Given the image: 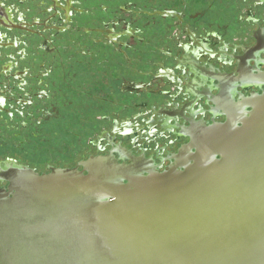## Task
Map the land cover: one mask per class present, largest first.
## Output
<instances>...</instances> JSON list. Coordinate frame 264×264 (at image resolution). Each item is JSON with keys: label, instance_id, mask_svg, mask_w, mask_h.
<instances>
[{"label": "water", "instance_id": "1", "mask_svg": "<svg viewBox=\"0 0 264 264\" xmlns=\"http://www.w3.org/2000/svg\"><path fill=\"white\" fill-rule=\"evenodd\" d=\"M249 33L217 32L218 55L243 49L238 41ZM120 48H92L91 60L106 62L107 81L110 70L116 73V105L106 104L104 120L92 109L88 116L0 117V185L6 184L0 188V264H264V90L232 104L224 122L191 121L181 132L189 141L167 170L144 159L126 163L107 150L99 154L107 146L102 138L116 122L142 124L144 113L169 98L152 91L161 80L139 74H152L161 63L127 71L123 62L139 46ZM257 71L264 83V71ZM148 81L154 85L146 90L123 89ZM151 130L149 137L122 133L117 141L129 146L139 136L147 146L170 145L174 133L160 124Z\"/></svg>", "mask_w": 264, "mask_h": 264}, {"label": "flooded vegetation", "instance_id": "2", "mask_svg": "<svg viewBox=\"0 0 264 264\" xmlns=\"http://www.w3.org/2000/svg\"><path fill=\"white\" fill-rule=\"evenodd\" d=\"M155 1L0 0V117L88 116L92 109L104 120L106 104L116 105V73L110 70L107 81L106 62L92 61V48L99 43L116 50L139 46L138 55L123 62L125 70L160 62L152 74L136 73L161 80L162 87L152 91L169 99L157 111L144 113L148 119L142 124L116 122L113 131L103 134L108 147L97 149L126 163L131 157L144 159L167 170L189 141L181 132L191 121L207 126L224 122L232 104L264 90V83L257 82V69L264 71V0H160L159 9ZM155 17L165 20L159 24ZM171 18L175 23L170 24ZM146 32L159 35L145 38ZM217 32L250 33L238 41L243 49L236 47L235 54L223 49L219 56L217 44L223 40ZM122 37L132 44L121 42ZM167 60L174 64L165 66ZM151 81L141 88L126 83L123 89L139 92L153 86ZM159 124L162 132L174 133L168 147L147 146L139 136L129 146L117 141V135L134 130L149 137L153 131L147 129Z\"/></svg>", "mask_w": 264, "mask_h": 264}]
</instances>
